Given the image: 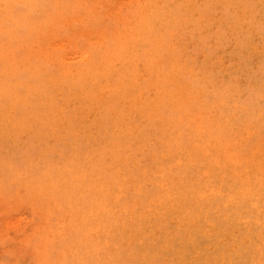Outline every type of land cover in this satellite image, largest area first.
<instances>
[{
  "label": "bare ground",
  "instance_id": "bare-ground-1",
  "mask_svg": "<svg viewBox=\"0 0 264 264\" xmlns=\"http://www.w3.org/2000/svg\"><path fill=\"white\" fill-rule=\"evenodd\" d=\"M142 2L146 14L130 27L128 36L113 41L115 56L104 58L106 48L101 47L90 53L87 63L72 69L62 62H36L31 77L35 96L26 110L32 130L53 127L42 133L44 144L59 138L66 125L72 140L35 160L28 157L37 147L30 140L19 165L27 166L24 159H32L35 176H53L51 193L61 208L55 211L56 224H73L66 249L80 250L81 260L259 264L264 246V158L259 152L254 156L260 149L255 143V148H221L215 138L232 140L237 123L264 122V68L262 82H253L249 74L232 84L230 73L218 72L226 65L229 71L238 70L241 63L249 65L262 46L252 41L264 27L261 16L256 17L261 0ZM242 12L245 18L239 17ZM180 38L191 42L180 45ZM201 52L204 58L190 60ZM147 56L161 63L153 66L150 77L135 82ZM183 61L189 62L184 69ZM164 70L171 72L169 78H153ZM175 78L196 88L213 85L214 93L207 97L210 135L205 130L178 131L168 117L172 102L152 95L154 86L168 87ZM83 119L95 121L89 136L79 127ZM13 154L0 144L3 159ZM96 242L105 245L93 253L90 245Z\"/></svg>",
  "mask_w": 264,
  "mask_h": 264
},
{
  "label": "rangeland",
  "instance_id": "rangeland-1",
  "mask_svg": "<svg viewBox=\"0 0 264 264\" xmlns=\"http://www.w3.org/2000/svg\"><path fill=\"white\" fill-rule=\"evenodd\" d=\"M8 2L35 7L27 9L25 17L18 22L19 26L11 30L6 29L3 15L0 14V144L14 151L13 158L9 156L8 159L7 157L3 159L0 156V264H32L34 260L45 258L47 248L60 241L64 242V248L57 253L56 259H63L66 255L69 260L80 261L77 255L80 250H74L73 247L66 249L67 245H71L73 224L65 225L61 221L56 224V219L53 223H48L49 210L59 212L61 210L58 208L59 205L56 206L57 201L53 200L51 193L54 190L53 176H35L30 171L32 164L35 163L33 160L37 157L40 158L45 152L54 154L60 145L67 146L72 140L66 125L61 126L59 138L44 144L42 141L45 135L42 133L45 131L49 133L53 127L49 125L44 131L32 130L34 123L30 112L26 111L35 96L31 77L35 76L36 62L42 60L54 64L62 62L72 69L87 63L90 53L101 47L106 48L104 58L115 56L117 47L112 45L113 41L128 36L134 28L130 27L144 18L146 10L142 0H8ZM82 5L90 7L81 9ZM245 14L242 12L239 17L245 18ZM260 16L261 11L256 13V17ZM252 41L261 45V34L253 37ZM190 42L191 40L187 38L179 40L180 45H187ZM221 47L223 45H220ZM262 50L264 45L256 49L249 65L241 63L236 71H229L230 67L226 65L218 72L230 73L227 77L232 84L239 83L249 74L253 82H262V57L259 55ZM204 56L205 52H201L193 55L190 60L198 61ZM144 58L145 63L138 69L135 82L150 77L153 66L161 63L151 56ZM188 63L183 61L180 67L184 69L189 66ZM169 75L171 72L164 70L155 72L153 78L164 79L169 78ZM198 75H203V71H199ZM154 87L153 96L169 98V102H172L174 110L168 117L178 126V131L188 129L193 132L205 130L208 134L211 132L207 97L213 94L214 90L210 82L196 88L191 83L175 78L170 81L168 87ZM17 93L20 94L19 102L15 101ZM132 93L137 94L134 89ZM109 95L111 94L108 93ZM218 100L220 101V98ZM122 108L127 110L128 104H124ZM147 108L145 105L142 106L143 110ZM185 117L192 119L186 121ZM81 122L79 127L88 136L95 131L94 120L83 119ZM219 123L221 122L218 120L216 124ZM233 129L236 136L234 135L232 140L215 138L217 142L215 146L222 148L228 145L237 148L253 144L252 147L255 148L258 145L260 149L254 152V156L259 152L264 158V122L237 123L233 125ZM30 140L37 146L28 154L33 160L24 159L29 165L21 166L19 164L25 157V146ZM84 147L88 148V145L84 144ZM13 159L15 162L11 164ZM250 159H253V156H250ZM103 245L104 242L92 243L91 252L96 253ZM74 247L79 249L77 243ZM71 251L73 259L68 256Z\"/></svg>",
  "mask_w": 264,
  "mask_h": 264
},
{
  "label": "snow or ice",
  "instance_id": "snow-or-ice-1",
  "mask_svg": "<svg viewBox=\"0 0 264 264\" xmlns=\"http://www.w3.org/2000/svg\"><path fill=\"white\" fill-rule=\"evenodd\" d=\"M31 7H35V6L12 3V2H8V0H0V14L3 15L6 29L11 30L14 27H18L19 26L18 22H20L22 18L25 17L26 10ZM80 7L81 9H83L85 7H90V6L82 5ZM245 7H255V6L246 5ZM259 7L261 11L262 21H264V0H261ZM211 26L215 27V23L213 22ZM260 43L261 45H264V27H262ZM143 47H148V45L144 44ZM261 57H262L261 60L262 68H264V50L261 51ZM191 62L192 61H190V63ZM167 66H168L167 63H165V68H167ZM260 95H261L262 105H264V83H262L261 85ZM56 216L57 213L55 211L49 210L48 223H53L55 221ZM63 248H64L63 241L52 244L46 250V257L43 259L34 260L32 261V264H96V262L93 260H80V261H76L74 259L69 260L66 255L63 259H56L57 253L61 251ZM38 251H40V249H38ZM106 264H113V262H106ZM115 264H129V262L127 261L115 262ZM259 264H264V246H262L261 248V259L259 261Z\"/></svg>",
  "mask_w": 264,
  "mask_h": 264
}]
</instances>
